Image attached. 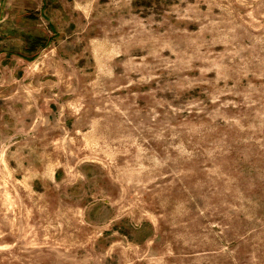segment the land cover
Returning a JSON list of instances; mask_svg holds the SVG:
<instances>
[{
    "label": "rangeland",
    "instance_id": "1",
    "mask_svg": "<svg viewBox=\"0 0 264 264\" xmlns=\"http://www.w3.org/2000/svg\"><path fill=\"white\" fill-rule=\"evenodd\" d=\"M0 264H264V0H0Z\"/></svg>",
    "mask_w": 264,
    "mask_h": 264
}]
</instances>
